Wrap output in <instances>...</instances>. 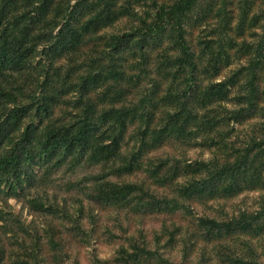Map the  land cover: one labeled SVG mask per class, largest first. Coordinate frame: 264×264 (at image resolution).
I'll return each instance as SVG.
<instances>
[{
    "label": "rangeland",
    "instance_id": "obj_1",
    "mask_svg": "<svg viewBox=\"0 0 264 264\" xmlns=\"http://www.w3.org/2000/svg\"><path fill=\"white\" fill-rule=\"evenodd\" d=\"M114 1L119 18L96 33L84 35L75 51L60 57L48 54L47 47L59 30L56 23L62 22L64 9L76 0H54L48 13L37 10L40 0L19 3L18 13L35 16L27 37L35 49L22 69L12 71L8 84L16 90L17 103H32L42 90L57 97L48 117L32 115L39 136L52 125L75 123L85 107L82 101L94 105L95 117L113 107H137L138 112L150 114L148 119L138 117L128 126L114 161L93 164L86 159L74 169L69 164L54 170L37 167L33 188L17 197L1 194L0 264H19L23 259L31 264H125L123 250L132 251L135 243L162 255L168 263H161L156 255L132 264H228L223 253L228 249L243 254L242 241L252 244L264 264V234L239 239L223 235L210 240L199 221L202 217L226 221L264 208V68L256 71L261 88L257 110L246 120L226 119L231 111L247 105L241 100L248 93L250 77L246 73L227 98L203 100L211 84L228 80L237 70L251 65L264 42V0H199L186 14L185 37L195 56L200 84L198 91L188 95L184 90L188 89L189 71L173 66L181 54L172 25L158 38H150L142 51L130 44L116 52L110 45L113 35L134 33L136 39L141 37V29H145L142 19L152 23L159 7L170 8L177 0ZM94 2L89 0L90 6L78 15L75 25L79 28L93 16ZM59 5L64 7L60 13ZM207 41L215 51L224 45L228 54V60L223 55L216 68ZM247 44L252 45V52L245 49ZM95 74L101 75L100 82L82 97L78 84ZM46 77L48 83L42 85ZM184 105L197 118L178 131L176 121L169 120ZM30 121L28 117L26 122ZM165 126L168 131L163 141L144 150L137 169L118 172L140 147L146 128V139L151 141L152 132ZM245 153L256 160L260 181H244L242 188L230 195L205 199L183 196L184 185L200 175L207 176V171H190L189 165L208 162L222 167ZM129 184L135 189L116 204L96 199L101 191ZM32 199L49 210L35 208ZM185 245L190 246L187 254Z\"/></svg>",
    "mask_w": 264,
    "mask_h": 264
},
{
    "label": "trees",
    "instance_id": "obj_2",
    "mask_svg": "<svg viewBox=\"0 0 264 264\" xmlns=\"http://www.w3.org/2000/svg\"><path fill=\"white\" fill-rule=\"evenodd\" d=\"M20 1L0 0V195L5 194L8 197H17L26 189H31L36 185L37 167L54 170L69 164L70 168L74 169L83 164L86 159L93 164L114 161L120 155L128 126L138 117L148 119L150 114L146 110L138 112L137 107H113L95 117L93 115L94 105L89 101H82L85 107L75 123L52 125L43 135L39 136L37 134L38 125L34 122L33 117H48L52 112V105L57 99L56 95L48 94L42 90L39 96L33 98L32 103H17L16 90L8 84L12 78V71L22 69L35 49L34 43L27 42L29 32L35 23V16L18 13ZM53 1L40 0L37 10L41 13H48ZM88 1L76 0L73 5L69 4L65 9L61 5L56 7L58 13L63 9L65 13L62 22L56 23L59 25V30L54 41L47 47L48 54L60 57L65 53L75 51L77 46L82 43L84 35L96 33L109 26L121 14L114 8V0H95L96 9L93 16L79 28L75 22L82 10L90 6ZM198 1L177 0L170 8L159 7L153 14L155 19L152 23L142 19L145 29H141L143 32L141 37L136 39L133 36L134 33L113 35L110 41L111 47L117 52L132 44L133 47L137 46L142 51L144 44H147L150 38H158L172 25L176 31L175 44L181 54L176 61L178 63L173 66L178 65L181 70L189 71L188 89H185L184 93L188 95L192 90L198 91L200 89L198 66L185 37L186 30L183 24V18L196 7ZM16 28H19L18 33L15 31ZM206 44L208 48H211L210 59L214 64L213 67L218 66L223 55L228 60L224 45L220 44L216 52L211 43L207 41ZM245 49L252 52L250 51L252 45L247 44ZM250 64V66L237 70L228 80L211 84L204 92L203 100L205 102L227 98L240 76L244 73L248 74L250 77L246 84L248 93L240 96L243 103L247 105L231 111L226 117L227 121L242 122L249 118L248 116H251L254 110H257L261 88L258 84L259 76L256 71L264 68V42L258 46ZM115 74L122 76V73L118 71H115ZM100 79V74L85 77L78 84L82 97L83 93L90 86L97 85ZM47 83L46 77L42 85ZM28 117L31 118V121L27 123ZM195 118L197 117L193 110L184 105L183 109L171 114L169 121H176L174 122L175 130L183 131L187 123ZM147 131L148 128L143 131L138 150L131 155L125 165L119 167L118 172L131 173L137 169L144 150L150 144H160L166 136L168 127L155 129L152 132L151 141L146 139ZM255 163L256 160L245 153L235 162L222 167L208 162L189 165L190 171H207V176L195 177L181 188V192L188 198L197 197L199 199L214 197L216 194H233L242 188L244 181H260V169ZM134 189L135 187L130 184L115 187L107 192L101 191L102 193L96 199L103 203L116 204L126 199ZM30 203L37 209L49 210L44 203H40L36 199H32ZM199 221L207 229L206 233L209 234L207 237L209 236L210 240H214L215 236L222 237L223 235L239 239L242 235L262 236L264 234V208L253 213L243 212L238 218L231 220L220 221L202 217ZM242 242L244 244L243 254L227 249L223 253V261L228 264H263L252 244L246 241ZM185 249L187 254L190 246L185 245ZM156 255L158 254L146 246L140 247L135 243L132 246V251L123 250L122 261L125 264L142 263L151 260ZM158 258L161 263H168L162 255H158ZM19 264L31 263L23 259L19 261Z\"/></svg>",
    "mask_w": 264,
    "mask_h": 264
}]
</instances>
